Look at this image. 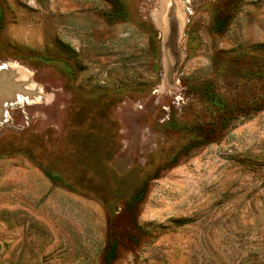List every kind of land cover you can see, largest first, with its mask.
Listing matches in <instances>:
<instances>
[{"label": "rangeland", "instance_id": "obj_1", "mask_svg": "<svg viewBox=\"0 0 264 264\" xmlns=\"http://www.w3.org/2000/svg\"><path fill=\"white\" fill-rule=\"evenodd\" d=\"M123 2L0 0V264H264V0Z\"/></svg>", "mask_w": 264, "mask_h": 264}, {"label": "trees", "instance_id": "obj_2", "mask_svg": "<svg viewBox=\"0 0 264 264\" xmlns=\"http://www.w3.org/2000/svg\"><path fill=\"white\" fill-rule=\"evenodd\" d=\"M107 1L110 2L111 5H113V10L109 14L110 21L124 17L125 4L123 0H107ZM118 250H119V244L117 241H113L112 243H110V246L108 247V250L104 257V262L106 264H112L117 258Z\"/></svg>", "mask_w": 264, "mask_h": 264}, {"label": "bare ground", "instance_id": "obj_3", "mask_svg": "<svg viewBox=\"0 0 264 264\" xmlns=\"http://www.w3.org/2000/svg\"><path fill=\"white\" fill-rule=\"evenodd\" d=\"M18 72L17 71V68H15L14 66H12V65H10V66H3V67H0V73H1V75L3 74L2 72H6V73H8V74H11V76H12V73H14V72ZM20 73V72H19ZM23 74V73H22ZM0 75V76H1ZM7 75V74H6ZM3 76V75H2ZM1 78V77H0ZM23 78L26 80V81H30L29 79H30V77H29V75H27V74H23ZM23 80V79H22ZM12 82H13V79H12ZM13 84V83H12ZM15 84V83H14ZM17 84V83H16ZM25 84V83H24ZM26 84H27V82H26ZM20 86V85H19ZM28 86V85H27ZM29 87H32V86H29ZM24 88V87H23ZM28 88V87H27ZM26 88V89H27ZM33 88V87H32ZM23 91V90H22ZM37 91V90H36ZM32 92V91H31ZM29 93V92H28ZM38 93V92H37ZM27 95H29V94H27ZM23 96V95H22ZM26 96V95H25ZM27 97V96H26ZM36 98V97H35ZM28 100H30V101H34V97L33 96H29V98H27ZM21 102V101H20ZM7 103H8V100H5V102H4V106H6L7 105ZM1 108V107H0ZM5 114H6V110H4L3 109V111H2V113H1V117L0 118H3L4 116H5Z\"/></svg>", "mask_w": 264, "mask_h": 264}, {"label": "water", "instance_id": "obj_4", "mask_svg": "<svg viewBox=\"0 0 264 264\" xmlns=\"http://www.w3.org/2000/svg\"><path fill=\"white\" fill-rule=\"evenodd\" d=\"M173 18H171L170 19V23H169V33H167V35H166V38L168 39V41L169 40H171V42H173V43H176L175 41V34H176V28H175V20L173 19ZM171 35V36H170ZM172 50H173V52H177L176 51V46H175V44L172 46ZM166 57H168V54H166ZM169 58V57H168ZM168 63H169V65H168V75H169V77L172 75V73H173V70H172V66H171V64H170V60L168 61Z\"/></svg>", "mask_w": 264, "mask_h": 264}]
</instances>
